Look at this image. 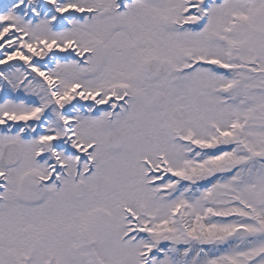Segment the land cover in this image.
<instances>
[{
  "label": "snow or ice",
  "instance_id": "1",
  "mask_svg": "<svg viewBox=\"0 0 264 264\" xmlns=\"http://www.w3.org/2000/svg\"><path fill=\"white\" fill-rule=\"evenodd\" d=\"M0 264H264V0H0Z\"/></svg>",
  "mask_w": 264,
  "mask_h": 264
}]
</instances>
